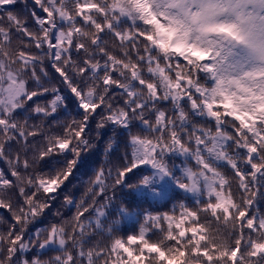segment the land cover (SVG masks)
Instances as JSON below:
<instances>
[{"label": "snow or ice", "instance_id": "1", "mask_svg": "<svg viewBox=\"0 0 264 264\" xmlns=\"http://www.w3.org/2000/svg\"><path fill=\"white\" fill-rule=\"evenodd\" d=\"M0 162V264H264V0H0Z\"/></svg>", "mask_w": 264, "mask_h": 264}, {"label": "trees", "instance_id": "2", "mask_svg": "<svg viewBox=\"0 0 264 264\" xmlns=\"http://www.w3.org/2000/svg\"><path fill=\"white\" fill-rule=\"evenodd\" d=\"M111 135V131L107 130L103 133V138L107 139ZM105 164V157L103 155V144L101 143L95 151H92L89 153L88 158L85 161V164L80 169V172L77 174L78 179L73 180V184L76 185V187L70 186L69 190L76 194L77 198L83 191V187L80 184V180L87 181L89 177L92 174V171L98 167L104 166ZM3 163L0 162V167H3ZM79 189V191H78ZM56 207H59V204L56 205ZM145 207H148L145 205ZM160 211H166L168 210L165 207H160ZM264 210V209H262ZM6 210H0V212H4ZM62 211L65 213V215H69L70 210L68 208L62 209ZM71 212H75V209H71ZM51 219V218H49ZM133 221L127 222V224L130 226ZM38 226H44V225H38Z\"/></svg>", "mask_w": 264, "mask_h": 264}]
</instances>
